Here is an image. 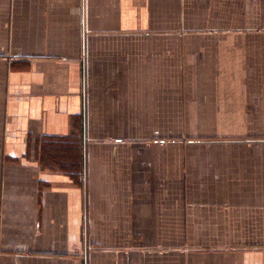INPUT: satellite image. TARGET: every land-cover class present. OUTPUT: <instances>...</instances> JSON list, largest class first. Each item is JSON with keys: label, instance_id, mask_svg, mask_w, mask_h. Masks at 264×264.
Returning a JSON list of instances; mask_svg holds the SVG:
<instances>
[{"label": "crops", "instance_id": "1", "mask_svg": "<svg viewBox=\"0 0 264 264\" xmlns=\"http://www.w3.org/2000/svg\"><path fill=\"white\" fill-rule=\"evenodd\" d=\"M0 264H264V0H0Z\"/></svg>", "mask_w": 264, "mask_h": 264}]
</instances>
